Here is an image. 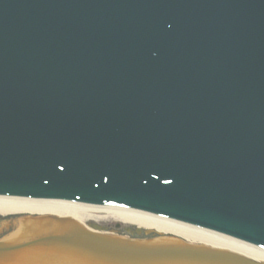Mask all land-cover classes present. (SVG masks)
Here are the masks:
<instances>
[{"label":"water","instance_id":"95a60500","mask_svg":"<svg viewBox=\"0 0 264 264\" xmlns=\"http://www.w3.org/2000/svg\"><path fill=\"white\" fill-rule=\"evenodd\" d=\"M0 194L122 203L264 245V0H0ZM157 261L264 264L50 214L0 238V264Z\"/></svg>","mask_w":264,"mask_h":264},{"label":"bare ground","instance_id":"6f19581e","mask_svg":"<svg viewBox=\"0 0 264 264\" xmlns=\"http://www.w3.org/2000/svg\"><path fill=\"white\" fill-rule=\"evenodd\" d=\"M22 212H48L59 216L68 215L84 225L86 224V220L91 219L92 217L97 218L104 214H110L113 217L116 216L125 223L136 224L160 232L173 233L174 235L182 237L188 241L203 243L206 246L210 245L213 247L228 249L237 254H244L247 257H252L257 260H264V251L259 248L240 243L226 236L204 231L195 227L192 228L189 225L161 218L139 210L113 206L85 205L62 200H39L0 195V214H20ZM184 257L186 256H183L182 253L176 252L174 259H170L169 261L172 263L174 260L181 263L178 260L184 259L197 262L201 261L203 258L196 256L185 259ZM88 258L91 259V261L93 259L92 257ZM157 262L161 264V261Z\"/></svg>","mask_w":264,"mask_h":264},{"label":"rangeland","instance_id":"374dc122","mask_svg":"<svg viewBox=\"0 0 264 264\" xmlns=\"http://www.w3.org/2000/svg\"><path fill=\"white\" fill-rule=\"evenodd\" d=\"M85 223H87L89 225H98L99 227H101L102 229H105V230H111L114 228L115 223H119L120 227H118V229H117V231L119 233H125L123 231L124 226H127V225L134 226V224L122 222L116 216L113 217L110 214L109 215L104 214L103 216H98L97 218L92 217L91 219L86 220ZM151 230L154 231L153 229H151Z\"/></svg>","mask_w":264,"mask_h":264},{"label":"flooded vegetation","instance_id":"af4514ba","mask_svg":"<svg viewBox=\"0 0 264 264\" xmlns=\"http://www.w3.org/2000/svg\"><path fill=\"white\" fill-rule=\"evenodd\" d=\"M5 229L0 225V235L4 233Z\"/></svg>","mask_w":264,"mask_h":264}]
</instances>
